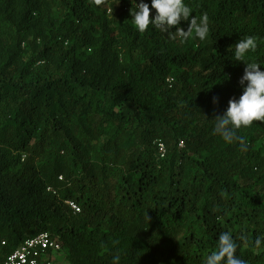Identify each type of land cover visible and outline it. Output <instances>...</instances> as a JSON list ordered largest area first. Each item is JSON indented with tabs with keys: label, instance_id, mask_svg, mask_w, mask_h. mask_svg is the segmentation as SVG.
<instances>
[{
	"label": "trees",
	"instance_id": "16d2710c",
	"mask_svg": "<svg viewBox=\"0 0 264 264\" xmlns=\"http://www.w3.org/2000/svg\"><path fill=\"white\" fill-rule=\"evenodd\" d=\"M185 3L204 40L139 33L131 0H0V261L48 232L68 264H203L227 231L264 264V122L242 152L211 121L242 94L230 47L264 70V0Z\"/></svg>",
	"mask_w": 264,
	"mask_h": 264
},
{
	"label": "clouds",
	"instance_id": "9594fccd",
	"mask_svg": "<svg viewBox=\"0 0 264 264\" xmlns=\"http://www.w3.org/2000/svg\"><path fill=\"white\" fill-rule=\"evenodd\" d=\"M131 22L135 30L144 33L151 25L161 32L171 34L172 40L187 41L193 34L199 40H204L209 32V21L206 14L197 17L193 15V8L185 0H131ZM152 11L155 15L152 16ZM187 22V29L180 27L181 22ZM173 29L175 31L173 32ZM257 45L256 37L241 38L232 49V56L236 62L245 64L244 74L239 80L242 94L239 98L228 101V107L223 115L215 116L213 133L224 142L238 143L242 152L248 151L245 139L238 135V130L250 127L254 121L264 122V70L258 62L248 59V54L254 51ZM213 104L218 98H213ZM257 249L264 248V239L257 237L254 240ZM239 243L231 232L219 234L216 249L206 254L203 264H247L237 255ZM121 257L114 255L112 264H120Z\"/></svg>",
	"mask_w": 264,
	"mask_h": 264
},
{
	"label": "built area",
	"instance_id": "2783aa9c",
	"mask_svg": "<svg viewBox=\"0 0 264 264\" xmlns=\"http://www.w3.org/2000/svg\"><path fill=\"white\" fill-rule=\"evenodd\" d=\"M161 157L165 155V145L157 141ZM67 205L74 213H80L78 205L67 201ZM3 245L5 242L2 243ZM62 250L57 238L48 232L25 239L12 253H10L0 264H58L56 255Z\"/></svg>",
	"mask_w": 264,
	"mask_h": 264
},
{
	"label": "rangeland",
	"instance_id": "374dc122",
	"mask_svg": "<svg viewBox=\"0 0 264 264\" xmlns=\"http://www.w3.org/2000/svg\"><path fill=\"white\" fill-rule=\"evenodd\" d=\"M110 13V12H109ZM115 14V15H114ZM110 16V19L116 17V16H119L120 15V11H118L117 13H114V12H111L110 14H108ZM25 60H27L29 58V52L26 53V56H25ZM260 145L261 146H264V141L263 140H260ZM67 204V203H66ZM65 256H66V252L61 250V252L56 255V261L58 264H68L67 261L65 260Z\"/></svg>",
	"mask_w": 264,
	"mask_h": 264
}]
</instances>
